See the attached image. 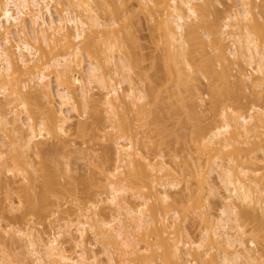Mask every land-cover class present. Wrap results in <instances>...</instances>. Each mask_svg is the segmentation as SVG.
I'll use <instances>...</instances> for the list:
<instances>
[{
	"label": "bare ground",
	"instance_id": "bare-ground-1",
	"mask_svg": "<svg viewBox=\"0 0 264 264\" xmlns=\"http://www.w3.org/2000/svg\"><path fill=\"white\" fill-rule=\"evenodd\" d=\"M102 1L0 0V232L26 248L0 264H264V0ZM131 7L158 30L162 95L131 79ZM76 137L111 165L59 167Z\"/></svg>",
	"mask_w": 264,
	"mask_h": 264
},
{
	"label": "rangeland",
	"instance_id": "rangeland-1",
	"mask_svg": "<svg viewBox=\"0 0 264 264\" xmlns=\"http://www.w3.org/2000/svg\"><path fill=\"white\" fill-rule=\"evenodd\" d=\"M100 1H102V0H100ZM102 2H106V1H102ZM130 9H132V7L130 8ZM134 9H135V7H134ZM134 9H132V10H130V14L132 15H134L135 16V18L133 17V18H131L130 19V21H131V24H129L130 22L128 21V24L130 25V27H129V29H132L131 31L134 33H132V36L134 35V39L135 38H137L136 39V41H134V39H132V45H134L135 43H137L136 45H134L133 47H134V49H137L138 47V49H140V50H138V51H140L141 53H142V55H140V54H138V56L140 55V58H143V57H145V60L143 59V66L144 65H146V66H144L145 68H146V70H145V68L143 69V71H142V74H140L139 76H138V74L134 71L132 74H131V79L133 80V82L135 83L134 85L135 86H137V84H138V86L137 87H139V88H144L145 86H147V85H149L148 87H149V89L151 88H153V87H155L154 88V90L152 89V90H150V91H153L154 93L153 94H155L156 92H158V94L159 95H162V94H164L165 93V89L164 88H166L165 86H166V83H165V81L164 80H161V79H163L162 78V74H161V72H163V68L160 66V63H159V61H157L158 59H159V57H160V55L162 54V50H161V47H160V45L158 44V42H157V39H158V36H157V34H158V30H156L154 27H153V23L152 22H149L148 21V19H147V17H146V15H145V13H143V12H140L139 14H138V16H136V11L134 10ZM99 12H100V14H102L101 16L103 17L102 19H104L105 17H104V14H103V12L102 11H100L99 10ZM129 12V11H128ZM134 12V13H133ZM127 14H129V13H127ZM132 15V16H133ZM138 19H137V18ZM127 24V25H128ZM128 25V26H129ZM136 36V37H135ZM132 38V37H131ZM133 41H134V44H133ZM135 46H138L137 48H135ZM139 53V52H138ZM142 56V57H141ZM149 57L151 58V57H155L156 58V61H157V63H159V66H157V68H155L156 70H158V71H155V69L153 68H150L151 67V65H150V61H151V59H149ZM150 60V61H149ZM148 65V66H147ZM159 67V68H158ZM149 72V73H148ZM154 72V73H153ZM136 73V74H135ZM152 74V75H151ZM160 74V76L158 77V75ZM142 76V77H141ZM153 76V77H152ZM155 76V77H154ZM159 83V84H158ZM140 85V86H139ZM128 84L126 85V83H124L123 84V86H122V89L123 90H126L128 87ZM151 86H153V87H151ZM98 89V90H97ZM158 91H157V90ZM99 90H101L100 88H96V86H95V89L93 88V90H92V92L94 93V94H96L97 95V97H101V95H102V93H103V90H101L102 91V93L99 91ZM155 90H156V92H155ZM162 90V91H161ZM101 93V94H100ZM157 95V94H156ZM166 95V94H165ZM206 106V103H204V105L202 106V108H204ZM74 113H71L70 115L72 116ZM74 117H73V121L74 120H76V117H75V114L73 115ZM86 116V115H85ZM182 116V115H181ZM181 116H180V118H181ZM182 120H183V117L181 118ZM181 119H180V121H181ZM183 121H181V123H182ZM180 123V124H181ZM171 125H173V122L172 123H170ZM182 124H186L185 122H183ZM182 124H181V126L180 127H182L181 128V131L180 130H178L179 132H181L183 135H185L186 133L188 134V130L186 129V128H189V127H187L188 125L186 124L185 126H186V128H184V126H182ZM179 125H176L175 127L176 128H178L179 129V127H178ZM185 131V134L183 133ZM180 133V134H181ZM2 134V131H0V135ZM145 134V133H144ZM179 134V133H178ZM181 134V135H182ZM186 134V135H187ZM186 135L184 136L185 137V139L183 140V138L184 137H182V139L180 138L179 139V141H178V139L176 140L175 138H173L172 136L171 137H169V138H167L168 140H167V144H166V146H164L163 148H165V149H163V150H161L162 152L164 151L165 153H167L168 154V152H172V153H176L177 155H179L178 157H177V155H176V157H175V159L177 160H179L180 158H182L181 156H184L186 153H187V149H186V147H185V145H183V143H185V140H186ZM2 136V135H1ZM180 137V136H179ZM148 140H149V137H148ZM176 140V141H175ZM149 142H150V140H149ZM148 142V143H149ZM152 143V142H151ZM150 143V144H151ZM186 144V143H185ZM70 145L71 146H69L68 147V149L67 150H63V152H62V150H57L54 154H53V157L55 158V159H58L59 160V167H61V168H63L65 165L68 167V170H69V172H70V174L72 173V174H74L75 176L77 175V178H79V179H81L80 177H82V175L83 176H85V173H86V176L87 175H89L93 170L92 169H90L91 168V166L93 167V163H94V165H96V166H98V167H100V166H102V165H111V163L113 162V156H112V158L111 157H109V159H108V163L107 164H105V162L103 161V158L102 157H104V156H102L101 154H103V151L101 150L102 148H101V145H100V143H95L94 145H92V144H90L85 138H83V137H76V139H75V141H73L72 143H70ZM152 145V144H151ZM2 146V145H1ZM5 147V146H4ZM147 147V146H146ZM146 147H144V151L145 152H148L149 154H150V156H151V154L153 153V155L157 152V148L156 147H154L153 145H152V147H151V149L150 150H148L147 151V149L148 148H150L149 147V145H148V148H146ZM80 149V150H78V149ZM83 148V149H82ZM2 149H4V148H2ZM70 149V150H69ZM72 149V150H71ZM87 149V150H86ZM170 149H172V150H174V151H170ZM5 150V149H4ZM168 150V151H167ZM85 151H86V153H85ZM156 151V152H155ZM181 151V152H180ZM185 151V152H184ZM102 152V153H101ZM164 153V154H165ZM179 153V154H178ZM185 153V154H184ZM85 154V155H84ZM167 154H165V155H167ZM183 154V155H182ZM56 155V156H55ZM152 155V156H153ZM188 155V154H187ZM186 155V157H189V156H187ZM40 155H38V157L37 156H35L34 158H35V161H38V160H40L41 158L39 157ZM43 157V156H42ZM57 157V158H56ZM87 157V158H86ZM107 157V158H108ZM166 157V156H165ZM180 157V158H179ZM37 158V159H36ZM39 158V159H38ZM91 158V159H90ZM106 158V159H107ZM105 159V160H106ZM183 159V158H182ZM184 159H188V158H185L184 157ZM57 160V161H58ZM88 161L89 162H91V164L90 163H88ZM107 161V160H106ZM93 162V163H92ZM64 163V164H63ZM62 164V165H61ZM90 166V167H89ZM90 169V170H89ZM72 174H71V176H72ZM81 175V176H80ZM72 177H74V176H72ZM75 179H76V177H74ZM82 178H84V177H82ZM63 180V179H62ZM16 184H17V182H16ZM219 191H221V189H219ZM222 192V191H221ZM220 192V193H221ZM13 195H12V199L13 200H17V197H16V195L14 194V193H12ZM1 196H2V194H0ZM4 197V195L1 197V198H3ZM2 200V199H1ZM4 200H2L1 201V203H0V209H1V207L3 206V204H2V202H3ZM212 202H214V205H215V207L217 208L218 207V203L216 202V199H212L211 200ZM220 203V202H219ZM4 206H5V204H4ZM3 206V207H4ZM4 208H6V207H4ZM7 211H5L6 213L5 214H3L2 215V219H1V222H2V224H6V222L8 223V222H10L11 221V223L10 224H12L13 225V220H14V218H10V217H12V215H15V216H18V215H20V211L19 210H17V209H12L11 210V212H9V210L8 209H6ZM2 213H4V211L2 210ZM0 215H1V211H0ZM14 216V217H15ZM32 218V220H31V223H30V225H32L33 227H34V229L36 230H38V232H40V233H42L43 232V234L44 235H48V236H50L52 233H53V231H55V227H53L52 225H51V227H50V224H48V221H47V219H49V218H51V217H47V219H44V217L43 218H38V217H36L35 218V216H33V217H31ZM37 218H38V220L40 221H38L37 220ZM4 219V220H3ZM7 219V220H6ZM10 219V220H9ZM27 219H23L20 223H21V225H20V223L18 222V224L17 223H14V225L16 226H22L23 225V223L26 221ZM45 220H46V222H45ZM4 222V223H3ZM27 222V221H26ZM13 225V226H14ZM49 228V229H48ZM52 228H54V229H52ZM50 229H51V231H50ZM36 230V231H37ZM193 230V231H192ZM192 235L193 236H195L196 235V229H195V226H193L192 227ZM6 237V238H5ZM1 238H3V239H1ZM5 239V240H4ZM63 238H58V241L60 240L62 243L65 241V238L62 240ZM3 240V241H2ZM12 240H14V241H18V242H16V244L17 243H20V245L19 244H17V245H19V247L18 248H20L19 250H18V248H17V246H16V244L13 242V243H11L12 241L10 240V235H8V234H6V233H3V232H0V245L2 246V247H5L4 249H5V251L6 252H9V254L11 255H13L14 256V259H16L18 256H21L20 254L22 253V252H26V248H25V241L23 240V239H19L18 238V235H14L13 236V238H12ZM59 241V242H60ZM2 242V243H1ZM6 243V244H5ZM11 243V244H10ZM68 243V244H67ZM9 244V245H8ZM64 244V247L66 248V250L68 251V252H70L68 249H69V247L71 248V245L69 244V242H64L63 243ZM73 247V246H72ZM68 248V249H67ZM96 248V247H95ZM72 249V250H71ZM70 250H71V252H70V254L71 255H75V248L73 247V248H71ZM14 250V251H13ZM94 250H97V248L96 249H94ZM10 251H13V253L11 252L10 253ZM17 253V254H16ZM74 253V254H73ZM103 254H100V255H98V256H100V257H104V256H102ZM11 257V256H10ZM101 258V259H102Z\"/></svg>",
	"mask_w": 264,
	"mask_h": 264
}]
</instances>
